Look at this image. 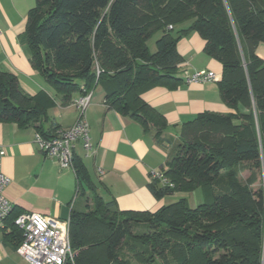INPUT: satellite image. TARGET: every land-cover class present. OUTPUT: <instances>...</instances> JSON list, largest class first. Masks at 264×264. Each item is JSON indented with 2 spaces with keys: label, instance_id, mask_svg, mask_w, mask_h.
Listing matches in <instances>:
<instances>
[{
  "label": "trees",
  "instance_id": "obj_1",
  "mask_svg": "<svg viewBox=\"0 0 264 264\" xmlns=\"http://www.w3.org/2000/svg\"><path fill=\"white\" fill-rule=\"evenodd\" d=\"M35 1L21 42L33 69L64 104L101 87L112 110L145 132L154 129L161 143L167 121L142 95L167 79L179 86L174 75L184 59L178 45L196 33L204 52L223 67L219 90L234 111L201 113L187 123L160 170L174 187L148 185L160 201L202 189L213 196L210 204L191 207L180 199L154 212L120 211L96 192L75 158L79 187L86 185L92 197L86 211L71 214L74 257L66 264H170L169 258L175 264H264V60L256 53L264 44V0ZM158 33L152 53L148 42ZM54 106L46 92L28 95L15 75L0 71V122L34 128L47 138L52 135L44 125ZM242 164L251 169L246 182L237 170ZM260 176L263 184L255 189ZM21 214L13 209L2 231L16 252L23 242L15 226Z\"/></svg>",
  "mask_w": 264,
  "mask_h": 264
},
{
  "label": "crops",
  "instance_id": "obj_2",
  "mask_svg": "<svg viewBox=\"0 0 264 264\" xmlns=\"http://www.w3.org/2000/svg\"><path fill=\"white\" fill-rule=\"evenodd\" d=\"M34 6L35 0H0V71L15 75L21 88L31 96L47 90V84L31 65L28 47L21 42L27 13ZM204 47V40L196 33L179 43L178 51L184 59L180 67L183 81L186 73L201 70L216 73L219 81L193 85L184 82L173 91L156 87L142 96L147 104L166 118L170 126L192 117L195 119L205 112L223 115L234 112L219 93L223 67L204 52ZM256 53L264 60V44L259 45ZM50 95L56 102V108L55 114L45 123L44 131L54 135L56 129L70 128L80 118V111L72 105L73 100L80 96L64 104L61 96L55 98ZM105 96L103 88L95 89L85 113L97 154L88 155L82 144L77 143L75 158L88 170L96 192L108 202L115 201L117 209L154 212L167 202L166 199L157 200L151 194L148 188L152 181L151 173L167 164L179 139L162 136L160 143L155 138L154 129L145 132L137 121L112 110L106 104ZM36 133L34 128L23 129L13 123L0 122V146L6 152L3 171L10 180L5 196L13 209L22 214L69 221L73 211L87 210L92 192L86 185L82 189L79 187L74 171L62 170L55 160L40 152L35 143ZM5 227H8L7 222ZM2 231H7V228ZM2 231L0 264H21L23 258L4 242Z\"/></svg>",
  "mask_w": 264,
  "mask_h": 264
},
{
  "label": "built area",
  "instance_id": "obj_3",
  "mask_svg": "<svg viewBox=\"0 0 264 264\" xmlns=\"http://www.w3.org/2000/svg\"><path fill=\"white\" fill-rule=\"evenodd\" d=\"M169 29H173L172 26ZM2 31L0 29V36ZM220 77L212 71L201 70L184 75V82L188 85L217 82ZM92 92L73 100L72 105L80 111L77 122L66 129H58L54 135L44 137L39 133L35 135V143L40 152L48 159L55 160L62 170L75 172V147L81 143L89 155H96L97 149L90 138L89 124L85 113L90 106ZM6 155L0 146V231L6 227V222L13 212V205L5 196V190L10 180L3 171V159ZM100 174H104L99 169ZM151 180L158 181L163 187L173 188L164 173L160 170L151 173ZM15 226L23 233V242L17 254L29 264H66L73 259L70 241V221H58L43 217L39 214H21L15 221Z\"/></svg>",
  "mask_w": 264,
  "mask_h": 264
},
{
  "label": "rangeland",
  "instance_id": "obj_4",
  "mask_svg": "<svg viewBox=\"0 0 264 264\" xmlns=\"http://www.w3.org/2000/svg\"><path fill=\"white\" fill-rule=\"evenodd\" d=\"M35 4H36V1H35ZM27 15H28V13H27ZM160 36H161V33H158V34H156L155 36H153L151 39H150V41L148 42V47H149V49H150V51L153 53V52H155L156 51V41L160 38ZM174 77L175 78H177V79H180V80H182V82H180V83H178L179 84V86L180 85H183V83H184V81H183V74H182V72L181 73H179V74H176V75H174ZM42 79H43V81L47 84V90H42V91H44V92H46V94H48L52 99H54L50 94H52L55 98H58L59 97V95H58V93H57V91H56V89L52 86V85H50V84H48L47 83V81L42 77ZM156 87H162V88H165V89H167V90H169V91H173V90H176L177 88H174L173 87V81L172 80H169V79H167V80H164V81H162V82H160V83H158V84H156V85H154V86H152L150 89H148L147 91H145L144 93H143V95L145 94V93H147L148 91H150V90H152V89H154V88H156ZM101 88V87H100ZM219 88V87H218ZM97 89V88H96ZM22 90H23V88H22ZM24 91V90H23ZM25 93H26V91H24ZM219 93H220V90H219ZM26 94H28V93H26ZM142 95V96H143ZM220 96H221V94H220ZM221 99H222V97H221ZM55 108H56V106H54V107H52V108H49V110H48V118L50 117V118H52V116L55 114ZM156 110V109H155ZM157 111V110H156ZM198 116V115H197ZM166 119V118H165ZM195 119H194V117H192L191 119H189L188 121H183L182 123H179V124H175V125H173V126H170L169 124H168V122H167V127H166V129L164 130V132H163V134H162V136L164 137V138H166V139H171V136L173 137V139H176V140H178L179 139V143L178 144H180L181 143V141H182V132H183V128H184V126L187 124V123H190V122H192V121H194ZM167 121V120H166ZM161 136V137H162ZM167 144H169L168 142H167ZM167 147H170V145H168ZM163 149V148H162ZM171 150V149H170ZM237 170H238V172H239V176H240V178H241V180L243 181V182H246L247 180H248V178L250 177V175H251V169H250V167H249V165H247V164H242L241 166H239L238 168H237ZM226 172H224V173H222V174H225ZM225 175H222V178L224 177ZM263 182V177H259V179H258V182L254 185V187H255V189H257V188H259L260 186H261V184H263L262 183ZM224 188V183H220L219 184V187H218V191L220 192V190H222ZM216 192V188L214 189L213 188V193H215ZM166 199V204H171V203H175V202H178L180 199H187V201L189 202V204L191 205V207H196V206H198V205H200V204H203V203H212L213 202V196H211V195H209V194H206L202 189H198V190H196L194 193H186V192H177V193H174L173 195H171V196H168V197H166L165 198ZM24 260V259H23ZM169 260V263L170 264H175L173 261H172V259L171 258H169L168 259ZM25 261V260H24ZM20 262L21 264H29V263H27L26 261V263L25 262ZM134 262V264H139L138 262H136V261H133ZM156 264H164L162 261H160V260H157V263Z\"/></svg>",
  "mask_w": 264,
  "mask_h": 264
}]
</instances>
